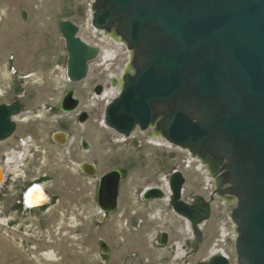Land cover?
I'll return each mask as SVG.
<instances>
[{"label":"water","instance_id":"water-1","mask_svg":"<svg viewBox=\"0 0 264 264\" xmlns=\"http://www.w3.org/2000/svg\"><path fill=\"white\" fill-rule=\"evenodd\" d=\"M90 24L113 35L132 55V72L122 77L118 95L104 108L103 121L115 134L129 138L153 131L170 146L190 154L214 188L208 201L183 199L185 177L179 170L168 177L169 196L160 187L142 191L144 201H167L173 214L189 224L196 248L211 218L217 198L236 204L229 214L234 224L235 264H264V0H91ZM67 55L65 75L71 84L87 79L89 64L99 58L96 47L84 42L80 28L69 20L59 26ZM101 86L94 88L96 95ZM80 105L74 92L60 103L64 113ZM21 115L17 101L0 103V143L17 131ZM88 115L82 112L79 123ZM51 141L66 148L68 134L54 132ZM83 150L86 144L82 140ZM86 177H97V167L82 161L76 166ZM6 170L0 167V186ZM121 173L98 177L97 220L118 207ZM34 184L22 195L25 209L47 207L50 197ZM38 190L40 206L30 207ZM169 236L162 231L159 246ZM105 255L109 249L100 243ZM204 264H230L221 252Z\"/></svg>","mask_w":264,"mask_h":264},{"label":"rangeland","instance_id":"rangeland-1","mask_svg":"<svg viewBox=\"0 0 264 264\" xmlns=\"http://www.w3.org/2000/svg\"><path fill=\"white\" fill-rule=\"evenodd\" d=\"M87 1L0 0V103L17 101L22 109L18 118L31 116L27 122L17 124V131L9 141L0 144L1 167L4 166L3 152L8 149L19 152L18 158L11 161L14 175L9 174L10 168L7 169L5 187L0 190V264H36L41 259L37 257L40 252H37L36 244H46V237L42 235L45 221H40L37 226L34 219L45 213L47 207L26 210L21 205L22 194L34 184L44 186L45 193L53 198L48 207L58 204L52 212L62 214V224L67 226L63 231L64 238L70 245L80 241V216H93V222L97 224L94 221L97 179L108 171L117 170L123 183L138 186L133 200L143 204L144 200L138 198L142 187L154 182L168 190V177L175 170L183 173L185 186L189 187L185 199L195 202L197 196L209 197L214 188L186 151L164 143L157 146L151 142L149 134L140 132L120 139L106 127L104 101H98L101 94L94 93L95 86L104 87L105 83L103 66L97 61L99 58L92 62L86 80L76 84L65 80L67 55L59 26L62 21L69 20L85 32L89 28L91 12ZM85 35L89 38L87 33ZM69 91L74 92L80 105L76 112L64 114L60 111V103ZM79 112L88 115L85 123L78 122ZM54 132L66 133L73 141L66 148H60L51 141ZM20 139L26 140L24 143L30 147L15 148ZM82 140L86 150H83ZM26 149L30 151L23 160L19 159L25 153L20 150ZM82 161L97 167V177H86L85 180L77 173L74 164ZM43 175L47 178L38 179ZM215 201L211 218L203 227V240L196 248L190 244L192 237L180 233L183 220L165 205L168 212L163 217L166 223L162 231L169 233L168 245L163 247L169 251V256L164 259L166 264L173 259L180 264H204L210 254L209 248L213 246L223 248L231 264H235L233 239L230 234H225V229L231 232L228 215L231 207L220 197ZM35 230H39V236L33 235ZM56 238L61 240L62 237ZM119 238L123 239L122 236ZM139 238L134 244L150 243L149 236Z\"/></svg>","mask_w":264,"mask_h":264},{"label":"crops","instance_id":"crops-1","mask_svg":"<svg viewBox=\"0 0 264 264\" xmlns=\"http://www.w3.org/2000/svg\"><path fill=\"white\" fill-rule=\"evenodd\" d=\"M137 188L138 186L131 182L121 181L117 209L106 214L101 222L95 217L96 225L93 222V216H85V214L83 217L80 216L81 238L78 243L72 245L67 244L64 238L63 231L67 229V226L62 224V214L59 211L52 212L58 204L50 207L48 205L45 213L34 219L37 226L40 225V221H45V231L42 235L46 237L45 245L36 244V250L40 252L37 253V257L41 258L36 264H147L144 260H148L150 264L164 262V259L169 256L168 249L162 247L155 249L150 243H146L147 241L134 244L136 238L141 236L147 238L153 231L161 233L166 223L163 217L168 212L164 208L166 204L163 201H143L144 204L134 201L133 195L137 193ZM145 188L142 187V189ZM188 189V185L184 187V194ZM86 208L87 204L84 205V210ZM153 213H155L154 216ZM172 218L176 220V217L172 216ZM124 221H127L128 227H124ZM33 235L39 236V230H35ZM58 236L62 237L61 240L56 238ZM119 236L123 239L120 240ZM101 242H104L109 249L107 255L101 252Z\"/></svg>","mask_w":264,"mask_h":264},{"label":"bare ground","instance_id":"bare-ground-1","mask_svg":"<svg viewBox=\"0 0 264 264\" xmlns=\"http://www.w3.org/2000/svg\"><path fill=\"white\" fill-rule=\"evenodd\" d=\"M45 2H46V0H45ZM90 16H91V12H90ZM83 31L84 30L80 28V32H79L80 38L84 42L88 43L89 45H91L93 47H96L99 50V52H100L99 60H97V61H100V64L103 66V71H104V73H103V75H104L103 82H105V83H104V87H102V91L100 93L101 95L98 94V95H100L99 96L100 98L97 99V100L98 101H104V105L106 106L110 101H112L118 95V93H119V91L121 89V86H122V77H123V75L125 73H127V72H132V67H131L132 55H131V52L127 50L125 44H123L119 40V38L114 37L113 35L105 34L104 32H99V31L95 30L93 27L86 29L85 32H83ZM86 33L89 36V38H86L85 37L86 36L85 35ZM117 53H118V55L116 56ZM114 60H116V62ZM110 64L112 65L111 66L112 68L109 67ZM92 66H93V63H90L89 64L90 70H91ZM107 67L109 68V70H107L108 69ZM65 80L67 81L66 75H65ZM97 86H99V85H97ZM97 86H95V87H97ZM30 117L31 116H28L27 115L23 119L22 118H16L15 121H16L17 124L19 122L20 123H25V122H27L30 119ZM34 118H40V116H35ZM100 125H101V127L103 129H106V127H105V125L103 123H101ZM137 132H139V131L136 130L135 133H137ZM140 133H143L144 135H148L149 134V139L151 140V142L153 144H156L157 146L161 145L162 143L169 145L168 143L165 142V140H163L161 138V136L159 134H156L153 131H148V133H144V132H140ZM134 134H132V135H134ZM118 136H119L120 139L123 138V136H120V135H118ZM10 139L11 138H9L6 141H9ZM2 143H0V144H2ZM189 161H191L190 158H189ZM14 166L18 167L17 165H14ZM8 168H9V166H8ZM198 168L203 173L205 172V174H204V175H206L205 179L209 180V178L207 177V174H206L205 169H202L200 167V165H198ZM5 170L7 171V168H5ZM12 175H14V174L12 173ZM185 183H186V181H185ZM167 184H168V182H167ZM40 186H41L40 188L44 190V186H42V185H40ZM156 186L157 187H160L166 193V195L169 196V191L167 189H164L163 186H159L158 184H156L154 182L151 183V184L146 185L145 187L147 188V187H156ZM167 187H168V185H167ZM184 187H185V184H184ZM204 199H205V201H208L209 197H206ZM42 200L43 199L41 197L40 192L38 190L33 189L32 190V193L30 194V203H29V206L30 207L40 206L41 203H42ZM222 200H225V198H222ZM215 202L216 201L210 203L211 210H212V205L215 206ZM226 202H227L226 205H229L231 207L230 208V211L228 212V215H229L231 213V211H232V208L235 206L236 202H235V200H233V201H226ZM97 211H98V209L95 210V214L97 213ZM180 220H182V219H180ZM230 223H231V221H230ZM227 231L228 230L225 229V234L226 233L227 234H230L231 237H232V239H233V250L232 251H233V254L235 256V252H234V248H235L234 240H235V237H236V232H235V227L233 226L232 223H231V229H230L231 232L228 233ZM180 233L182 235H184V236L187 235L189 238L192 237V233H191L189 224L187 222H184V221L182 222V229L180 230ZM223 235H224V233H223ZM168 236H169V234H168ZM209 249H210L209 250V253L210 254L217 253V252H221L225 256H227V254H226L227 252L226 253L223 252V248H220V246H217V247L216 246H213L212 248H209ZM229 262H230V260H229ZM230 264H231V262H230Z\"/></svg>","mask_w":264,"mask_h":264},{"label":"built area","instance_id":"built-area-1","mask_svg":"<svg viewBox=\"0 0 264 264\" xmlns=\"http://www.w3.org/2000/svg\"><path fill=\"white\" fill-rule=\"evenodd\" d=\"M91 0H88L86 3H87V8H89L88 10L90 11V9H91ZM89 21V20H88ZM87 21V22H88ZM88 26H89V28H92L91 27V24H90V21L88 22ZM80 114V112L77 114V115H79ZM19 152H18V150H14V149H8L7 151H5V152H3L2 153V157H1V160H3L4 161V166L3 167H5V168H7V169H9L8 171H9V174H12L11 173V170H12V166H13V162H11V160H12V157H14L16 154H18ZM8 163V164H7ZM8 166H9V168H8ZM8 171H7V173H8ZM12 182H14V179H12ZM141 193L139 194V198L141 199ZM185 196L183 195V199L186 201V202H189V203H194V201L193 200H190V199H185L184 198ZM165 204H167V205H169V203L166 201V202H164ZM97 208V207H96ZM25 209V208H24ZM98 209V208H97ZM27 210V209H26ZM98 213H99V209H98V211H97V213L95 214V217H97L98 216ZM139 224H140V222H139ZM123 225H124V227H128V223H127V221H124L123 222ZM159 235H160V231H153L150 235H149V241H150V245H154L155 247L157 246H159ZM179 243V242H178ZM177 243V244H178ZM154 246H152V247H154ZM182 257H185V255H183ZM177 258V257H176ZM183 261V260H182ZM181 261V262H182ZM144 262L145 263H147V264H150L149 263V261L148 260H144ZM156 264H166L165 262H157ZM167 264H180V263H176V260L175 259H173V260H171L169 263H167ZM183 264H185V262H183Z\"/></svg>","mask_w":264,"mask_h":264},{"label":"flooded vegetation","instance_id":"flooded-vegetation-1","mask_svg":"<svg viewBox=\"0 0 264 264\" xmlns=\"http://www.w3.org/2000/svg\"><path fill=\"white\" fill-rule=\"evenodd\" d=\"M20 108H21V106H20ZM21 110H22V109H21ZM60 111H61V110H60ZM61 112H62V111H61ZM62 113H64V112H62ZM64 114H70V113H64ZM78 116H79V115H77V118H78ZM29 138H30V137H29ZM30 140L32 141L31 138H30ZM25 141H26V140H24V139H23V140L20 139V140L18 141V145H17L15 148H17V147H20V148H22V147H23V148H26V147L28 148V147H30V144H29V146H28V143H27V144L24 143ZM27 142H28V141H27ZM27 151L29 152L30 149H26V150H23V151L20 150V153H21V152H22V153L25 152V153H23V154H22V157L20 156L19 159L23 160V159H24V156H25V154H26ZM17 158H18V156L15 155L14 157H12V161L14 162ZM31 158H32V156H31ZM78 164H79V163H78ZM74 166H75V169H76V171H77V173H78L79 175H81V176H83V177H86L81 171L77 170V168H76L77 165L74 164ZM40 178H47V175H43V176L39 177L38 179H40ZM97 185H98V182H97ZM3 187H5L4 184H3L2 186H0V190H2ZM28 188H29V187H28ZM96 191H97V186H96ZM48 196H49V195H48ZM50 199H51L50 204H52V199H53V198L50 197Z\"/></svg>","mask_w":264,"mask_h":264}]
</instances>
